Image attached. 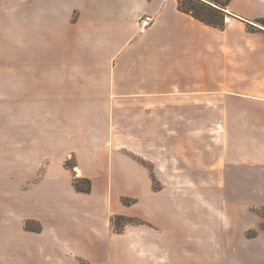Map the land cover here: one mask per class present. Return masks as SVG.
Instances as JSON below:
<instances>
[{"label":"crops","instance_id":"1","mask_svg":"<svg viewBox=\"0 0 264 264\" xmlns=\"http://www.w3.org/2000/svg\"><path fill=\"white\" fill-rule=\"evenodd\" d=\"M226 12L218 29L178 0H0V212L16 209L13 241L0 220V262L100 257L127 235L112 232L109 197L126 189L151 210V196L167 193L152 191V172L194 180L200 154L227 181H264V0H233ZM74 178L92 192L78 193ZM158 210L159 235L126 228L143 233L130 244L144 264L165 260L157 244L181 216Z\"/></svg>","mask_w":264,"mask_h":264},{"label":"rangeland","instance_id":"2","mask_svg":"<svg viewBox=\"0 0 264 264\" xmlns=\"http://www.w3.org/2000/svg\"><path fill=\"white\" fill-rule=\"evenodd\" d=\"M202 150H204V144L200 146V151ZM142 162L151 172L153 171V166L150 163ZM68 165L74 169L76 163L74 160H70ZM197 168L198 177L196 179L183 181H160L155 178L152 172V191L159 194L162 190L167 189V193H163L159 197L151 196L154 205L151 210H147L145 204L138 203L137 198L125 195L126 189L122 191L123 193H117L118 196L109 197L107 214L112 215L111 219L115 215H120L134 218L139 222L135 221V224L127 225L121 234H116L111 225L114 236L124 233L127 235L100 246L103 251H101L100 257L81 259L79 263L144 264L142 245L130 244L132 237L142 240L143 233H126V228L152 229L155 230L153 235H159V227L153 221H159L158 208L164 206L168 207L172 217L174 214H181V216L179 219H171L172 232L165 236L161 244L157 242L158 246L163 247L158 252H163L165 260L156 264H206V262L208 264H264V241L248 238V236H257L260 233L258 225L264 223V218L260 216V214L264 216V196H255L257 190H264V181L240 183L227 181L223 178L222 170L217 165L212 169L201 154ZM239 188L241 191L238 196L234 190ZM222 189L230 191L223 193L219 191ZM174 190H180L181 195L174 196ZM121 194L123 195L120 196ZM10 198L13 200V196ZM123 199L126 203L132 201L133 204L131 206L124 205ZM126 207L131 208V213L134 214L122 213ZM175 210L177 212L172 213ZM180 210L183 212H178ZM147 216L152 217L148 218ZM0 220L12 224L14 235L11 239L13 241L16 230L15 207L12 205L8 210L2 209ZM123 224L124 221L121 222V225ZM31 227L35 229L37 224L31 223ZM224 236L233 241L229 239L230 243L228 241L225 243ZM128 248L138 257L129 260V256L125 255ZM111 250L114 251L113 254ZM15 258L16 256H12L0 264H24Z\"/></svg>","mask_w":264,"mask_h":264},{"label":"trees","instance_id":"3","mask_svg":"<svg viewBox=\"0 0 264 264\" xmlns=\"http://www.w3.org/2000/svg\"><path fill=\"white\" fill-rule=\"evenodd\" d=\"M178 1H179V9L182 12L191 15L195 19L199 20L200 22L208 26L218 29H224L226 27V18L229 16L226 10L228 9V7L230 6L233 0H178ZM256 23L264 28V19L258 20ZM249 29L250 31H258V30L263 31L261 28L253 25H250ZM73 186L78 193L90 194L92 192V182L89 179L74 178ZM122 201L124 205L127 206H131L133 204L132 201L126 203L125 199H123ZM260 216L264 218L262 214H260ZM122 221H124L123 225H121ZM135 221L139 222V220H136L134 218L115 215L111 219V225L116 234L117 233L121 234L123 228H125L127 225L135 224L136 223ZM26 228L28 230L35 231L34 228L31 227L30 222L26 224ZM39 230L40 228L36 229V231ZM260 230H264V223L260 225ZM257 236L256 235L248 236V238H256Z\"/></svg>","mask_w":264,"mask_h":264},{"label":"built area","instance_id":"4","mask_svg":"<svg viewBox=\"0 0 264 264\" xmlns=\"http://www.w3.org/2000/svg\"><path fill=\"white\" fill-rule=\"evenodd\" d=\"M153 22V17L146 16L140 20V32H144Z\"/></svg>","mask_w":264,"mask_h":264}]
</instances>
